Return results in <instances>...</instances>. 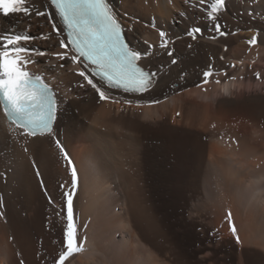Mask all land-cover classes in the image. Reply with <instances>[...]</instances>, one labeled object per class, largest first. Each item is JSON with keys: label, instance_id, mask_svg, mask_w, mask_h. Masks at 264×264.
I'll return each instance as SVG.
<instances>
[{"label": "bare ground", "instance_id": "obj_1", "mask_svg": "<svg viewBox=\"0 0 264 264\" xmlns=\"http://www.w3.org/2000/svg\"><path fill=\"white\" fill-rule=\"evenodd\" d=\"M109 2L156 73L149 92L109 89L96 77L109 96L99 100L81 66L53 54L70 43L50 0L26 6L53 13L59 35L42 17L0 14V35L48 36L29 44L45 56L22 55L62 100L58 134L78 167L75 220L86 240L71 264H264V0H225L216 12L217 0ZM192 27L203 34L192 39ZM0 126V264H52L66 224L45 196H60L63 155L42 136L25 157L1 97Z\"/></svg>", "mask_w": 264, "mask_h": 264}, {"label": "snow or ice", "instance_id": "obj_2", "mask_svg": "<svg viewBox=\"0 0 264 264\" xmlns=\"http://www.w3.org/2000/svg\"><path fill=\"white\" fill-rule=\"evenodd\" d=\"M225 0H217L213 5V12L224 6ZM50 8L63 19L68 29V37L71 38L69 45L64 40L59 41L58 47L63 51L53 53L61 61L69 64H77L82 70L78 72L79 77L97 94L101 101L108 100L106 90H102L99 82H94L96 77L106 81L109 89H122L125 93H145L156 87L153 80L156 73L148 70L147 65H138L142 52L137 50L131 41L127 39L128 31L126 24L110 6L108 0H50ZM0 14L8 17L12 14H23L29 18L42 17L50 25L52 33L59 35L62 31L54 21V14L41 10L35 6H26V0H0ZM211 21H216L217 16L212 12L208 13ZM221 25L215 24V30L221 36L228 33L220 31ZM164 37L165 32L160 31ZM200 27L189 28L186 35L196 39L202 35ZM48 39V36H35L31 34H2L0 35V94L3 95L4 110L13 117V123L19 125L22 138L26 145L20 146L21 153L27 157L31 155L29 147L40 142L44 137L50 144L63 155L66 164L67 179L58 185L60 196L58 200L46 195L50 206L59 204L55 209L57 216L63 218L66 226L61 230L60 247L63 251L59 256L54 257L52 264H71L69 258L81 250V245L86 240L85 236L79 235L83 224H77L75 220L74 202L79 199L80 177L78 167L74 158L69 154L65 145L61 142L58 134V102L54 97L53 90L39 75H33L26 66L29 63H36L26 59L25 53H35L38 56H45L47 50L28 47L37 39ZM257 37H252L249 44H256ZM166 47L165 45H162ZM168 56L172 53L169 51ZM88 61L94 66L93 72L89 73L84 67L83 61ZM171 63L175 64L173 59ZM211 75V71L203 72L204 81ZM83 87V85H81ZM125 103L131 104L127 100ZM3 128V126H0ZM7 133V129H3ZM29 137L32 139L29 141ZM9 138H11L9 136ZM33 172L41 184V190L49 193L50 189L44 185L39 168L33 162ZM3 213H0L2 215ZM231 234L235 236L236 242L240 243V237L236 235L237 228L232 220V213L227 214ZM43 259H47L44 257Z\"/></svg>", "mask_w": 264, "mask_h": 264}, {"label": "rangeland", "instance_id": "obj_3", "mask_svg": "<svg viewBox=\"0 0 264 264\" xmlns=\"http://www.w3.org/2000/svg\"><path fill=\"white\" fill-rule=\"evenodd\" d=\"M28 47H31L30 45H28Z\"/></svg>", "mask_w": 264, "mask_h": 264}]
</instances>
